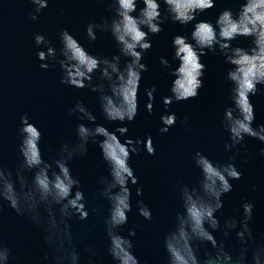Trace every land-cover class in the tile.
I'll use <instances>...</instances> for the list:
<instances>
[{"label":"clouds","instance_id":"obj_1","mask_svg":"<svg viewBox=\"0 0 264 264\" xmlns=\"http://www.w3.org/2000/svg\"><path fill=\"white\" fill-rule=\"evenodd\" d=\"M107 3L111 18L99 22L90 20L84 35L89 43L98 34L110 33L118 54L110 58L91 53L81 40L68 29L58 31L59 47L45 35L36 33V56L44 70L59 66L60 83L76 89H89L98 94L100 113L108 122H119L110 130L97 123V116L85 103L77 99L69 109L76 117V142L62 143L55 157L45 159L42 152V132L31 116H20L17 145L20 163L15 169L0 166V202L18 215L42 229L44 243L52 255L45 254L50 264H80L81 254L74 241L73 220L84 221L96 207L89 208L80 180L72 174L71 162L87 154L89 143L97 144L102 159L108 166L109 178L101 177L103 187L99 195L108 202L104 217V230L108 239V254L115 264H141L134 252L133 239L139 224L128 229L129 213L133 211L130 184L137 186L138 177L130 164L133 154H156L153 137L128 138L129 128L140 109L142 74L148 71L143 63L152 48L151 37L163 31L167 22L182 26L192 24L190 35L172 37V62L161 56L159 63L170 69L171 95L162 98L166 112L161 115V134H167L177 124V115L169 111L173 103L196 98L203 87L206 65L201 58L208 52L221 55L231 67L224 79L231 83L230 104L220 115V125L228 134L224 145L232 153L227 161L210 158L200 150L192 156L193 166L199 170L195 185L178 180L175 191L179 210L172 227L163 236L166 264H264V237L257 239L251 227L255 205L242 199L240 214L224 215L223 197L233 189V180H240L243 172L237 167L236 157L244 149L245 138H254L264 144V124L253 126L254 105L251 97L264 94V0H239V8H223L214 21L201 19L217 0H97ZM34 6L29 19L37 21L49 0H30ZM138 4H143L138 10ZM63 11V10H61ZM240 37L251 38L249 47L233 46ZM124 59L123 65L121 64ZM178 66L173 68V62ZM156 86L145 89V107L152 113L157 103ZM180 123L188 124L185 116ZM102 137V139H100ZM124 138L123 140L121 138ZM264 157V147L259 149ZM30 174V175H29ZM255 190V188H254ZM143 195V186L136 187V196ZM137 213L144 220H153V211L143 200L136 201ZM3 203H0V211ZM220 215H217V214ZM236 245L229 246L233 237ZM218 235L220 238H218ZM203 246V247H202ZM87 264H102L95 259L92 245ZM12 249L0 240V264H13ZM143 264H147L146 261Z\"/></svg>","mask_w":264,"mask_h":264},{"label":"water","instance_id":"obj_2","mask_svg":"<svg viewBox=\"0 0 264 264\" xmlns=\"http://www.w3.org/2000/svg\"><path fill=\"white\" fill-rule=\"evenodd\" d=\"M33 7L30 0H0V166L13 172L20 163L18 128L20 116L25 112L42 132L41 148L45 159L55 157L62 143L71 145L76 142L75 128L80 121L69 114V109L77 99L93 111L97 123L110 130L119 125V122L104 120L97 93L87 88L76 89L61 84L58 65L48 70L41 69L34 41V35L41 33L58 48L57 33L66 28L91 53L110 58L118 54L110 33L98 34V39L92 43L84 35L88 21L99 22L102 17L111 18L108 4L98 3L97 0H49V6L42 10L37 21L29 19L28 14ZM140 7L143 4H138V10ZM223 8H231L235 12L239 8V0H217L216 7L200 18L214 21L217 12ZM191 30L192 24L182 26L167 22L160 34L151 37L152 48L142 61L148 66V71L142 74L140 109L135 120L127 124L128 138L143 139L151 135L156 146L155 155L145 151L133 154L130 160L138 177V185L143 186V195L136 196L138 185H129L133 211L129 213L123 234L127 235L128 229L134 225H140L136 237L132 239L134 252L141 264L144 261L147 264H166L163 236L172 227L175 213L179 210L176 183L183 180L190 186L195 185L199 177V170L192 163V154L200 150L210 158L224 162L232 155L224 149L228 134L220 125V115L230 104L231 83L224 76L231 65L226 64L221 55L212 52L201 58L206 70L199 95L185 102L173 103L169 111L176 113L177 124L167 134L159 132L162 127L161 115L166 112L162 98L171 95L170 86L174 79L169 74L170 69L161 66L159 58L164 56L172 62V37L175 34L190 35ZM250 43L251 38L240 37L233 41V46L247 48ZM178 63L173 62V68ZM153 85L157 89V103L150 114L145 107V89ZM251 102L255 111L253 126L264 124V94L252 96ZM185 116L188 117L187 125L180 123ZM244 143L251 158L245 161L244 149L241 148L236 164L243 175L240 180L232 181V191L222 198V212L224 215L238 216L241 198L253 202L254 221L251 227L257 239H260L264 237V157L259 155V149L264 144L249 137L245 138ZM70 166L72 174L80 180L89 208L99 209L98 212H91L87 220L71 221L74 241L81 254L80 264H87L89 253L86 249L89 245L94 248L95 259L102 260V264H115L107 251L108 239L103 222L109 205L99 195L103 187L99 183L100 178L110 177L98 145L89 143L87 154L74 158ZM137 200H143L150 206L154 217L152 221L138 215ZM0 203H3V210L0 211V240L12 249L13 264H50L43 259L45 254L51 257L52 253L44 243L42 229L18 215L7 202ZM228 244L230 247L236 245L234 233Z\"/></svg>","mask_w":264,"mask_h":264}]
</instances>
